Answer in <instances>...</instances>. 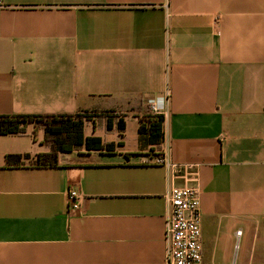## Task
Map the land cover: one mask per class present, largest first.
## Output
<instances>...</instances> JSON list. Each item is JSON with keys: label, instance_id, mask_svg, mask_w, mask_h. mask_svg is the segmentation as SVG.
<instances>
[{"label": "crops", "instance_id": "0c3cea01", "mask_svg": "<svg viewBox=\"0 0 264 264\" xmlns=\"http://www.w3.org/2000/svg\"><path fill=\"white\" fill-rule=\"evenodd\" d=\"M4 1L0 117L93 112L86 137L114 149L40 166L44 123L0 126V264H161L174 187L199 190L203 264H264V0ZM167 91L164 142L142 146Z\"/></svg>", "mask_w": 264, "mask_h": 264}, {"label": "built area", "instance_id": "2783aa9c", "mask_svg": "<svg viewBox=\"0 0 264 264\" xmlns=\"http://www.w3.org/2000/svg\"><path fill=\"white\" fill-rule=\"evenodd\" d=\"M6 6L0 0V9ZM170 101V92L146 99L147 111L153 115L164 116ZM157 162L168 164L164 151ZM82 197L77 190L68 191V205L78 210L82 207ZM171 207L166 224L168 243L166 259L161 264H203L204 245L202 239V218L200 212L199 190L193 187H174L168 194ZM241 231L238 232L241 235Z\"/></svg>", "mask_w": 264, "mask_h": 264}, {"label": "trees", "instance_id": "16d2710c", "mask_svg": "<svg viewBox=\"0 0 264 264\" xmlns=\"http://www.w3.org/2000/svg\"><path fill=\"white\" fill-rule=\"evenodd\" d=\"M93 114V112H83L75 115L54 117H0L1 133L3 135L20 134L24 132V128L28 123H44L47 137L54 141L55 151L53 153L40 155L37 159V164L40 166H52L56 164L58 152H70L82 149L88 151H112L114 149L111 144L103 145L102 140L99 137H86V122L94 117ZM163 123L164 116L153 115L146 111L140 120L138 131L139 140L142 146H161L164 142ZM119 128L121 131H124L125 129L124 125L121 123L119 124ZM127 157L129 158L131 155H128ZM14 158H17V156L9 157L10 160Z\"/></svg>", "mask_w": 264, "mask_h": 264}]
</instances>
